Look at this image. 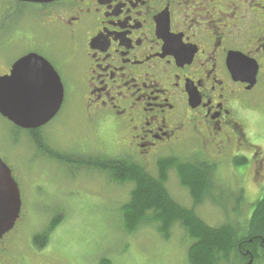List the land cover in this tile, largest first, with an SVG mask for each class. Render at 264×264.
I'll list each match as a JSON object with an SVG mask.
<instances>
[{
  "label": "flooded vegetation",
  "instance_id": "1",
  "mask_svg": "<svg viewBox=\"0 0 264 264\" xmlns=\"http://www.w3.org/2000/svg\"><path fill=\"white\" fill-rule=\"evenodd\" d=\"M238 1L250 13L260 8L257 0L251 5ZM233 5L227 0H0V76H9L16 62L36 54L55 68L66 97L67 84L49 59L47 39L54 36L69 48V59L66 51L62 54L78 89L76 113L95 130L109 125L120 141L121 156L159 160L164 149L193 142L214 144L222 156L233 142V164L245 160L259 179L264 155L248 142L244 117L256 103L249 95L255 93L264 67V7L257 26L243 28L245 16L237 19L238 12L226 13ZM22 28H33L27 31L33 48L8 65L4 52L23 35ZM232 52L258 62L253 89L230 72ZM263 96L264 90L259 93L260 99ZM245 146L255 151L245 153ZM69 156L84 157L82 152ZM19 189L20 217L0 240V264H60L53 254L65 222L62 210L47 209L41 213L48 219L43 227L28 231ZM37 197H45V192L38 191ZM54 225L53 234L47 235ZM39 238L47 242L40 246Z\"/></svg>",
  "mask_w": 264,
  "mask_h": 264
},
{
  "label": "rangeland",
  "instance_id": "2",
  "mask_svg": "<svg viewBox=\"0 0 264 264\" xmlns=\"http://www.w3.org/2000/svg\"><path fill=\"white\" fill-rule=\"evenodd\" d=\"M230 1L234 5L226 13L234 10L239 13L237 19L245 16V22L240 27L254 28L264 16L260 15L263 14L261 8L264 7V0L254 2L259 5V9L251 8L257 16L247 12L244 6L241 7L240 1L227 0ZM244 1L251 5V0ZM209 21L211 22V18H208ZM22 29L23 35L12 41L16 44H9L4 52L3 57L8 65L33 48L27 37V31L33 28ZM39 41H43L42 36ZM47 43L49 59L59 68L67 88L59 116L42 132L46 145L53 152L64 156L82 152L86 159L92 161L100 156H121L123 150L109 125H100L95 130L85 124L76 113L79 109L76 101L78 89L70 75L71 66L66 64L65 54H62L63 50L66 51L69 59V48L60 46L61 43L54 36L47 39ZM262 64L264 65V61ZM59 65H63L65 69H61ZM263 90L264 67L255 93L249 95L255 98L256 103L251 104L244 117L248 142L251 146L259 147L258 150L264 155V96L261 99L259 97ZM31 142L35 143L27 132H18L11 123L0 117V155L23 191L28 231L32 232L38 224L43 227L48 219L41 213L49 208H60L65 216L53 254V258L60 261V264H189L187 251L191 241L179 226L174 227L169 241H165L153 226L141 227L132 235L123 232L119 209L129 201L134 187L132 184L118 185L111 182L107 174L86 167L79 169L76 165L72 167L46 158ZM230 144V148H227L229 153L222 156H217L214 144L202 146L197 142L167 148L161 153L162 158L176 157L185 161L198 158L211 161L217 166L213 179L216 191L196 208L198 216L213 227L228 223L243 226L250 219L254 205L264 192V172L257 179L249 163L235 167L233 158L229 155L233 153L235 143ZM251 146H245L242 150L252 154L255 150ZM245 155L249 157V154ZM134 159L143 164L151 175L157 176L158 159ZM168 178L167 188L171 196L183 207L192 208L190 193L180 185L177 173L170 171ZM38 191L45 192V197L38 198ZM239 192H242L244 201L239 205L240 211L237 204ZM213 200L217 203L216 206Z\"/></svg>",
  "mask_w": 264,
  "mask_h": 264
},
{
  "label": "trees",
  "instance_id": "3",
  "mask_svg": "<svg viewBox=\"0 0 264 264\" xmlns=\"http://www.w3.org/2000/svg\"><path fill=\"white\" fill-rule=\"evenodd\" d=\"M43 130L26 131L17 128L18 132L29 134L35 142L31 143L46 158L72 167L76 165L79 169L86 167L107 174L111 182L118 185L134 186L129 201L119 209V220L125 234L132 235L141 227L153 226L165 241H169L172 230L179 226L191 241L187 251L189 264H264V192L254 205L250 219L243 226L229 223L220 227L209 226L198 216L196 208L216 191L213 179L217 166L211 161L161 158L157 161V176H153L143 164L127 156H100L92 161L85 157L76 160L53 152L43 139ZM234 164L240 166L247 163L239 158ZM172 170L177 173L180 185L188 189L193 201L192 208L183 207L171 196L167 183ZM242 192H239L237 198L239 211V205L244 202ZM213 203L217 205L214 200ZM55 227L49 228L47 235L51 236ZM46 242V238L37 240L40 246Z\"/></svg>",
  "mask_w": 264,
  "mask_h": 264
},
{
  "label": "water",
  "instance_id": "4",
  "mask_svg": "<svg viewBox=\"0 0 264 264\" xmlns=\"http://www.w3.org/2000/svg\"><path fill=\"white\" fill-rule=\"evenodd\" d=\"M164 24L169 25L168 17ZM228 66L237 81L248 83L249 90L255 87L259 73L256 60L232 52L228 56ZM63 102L64 87L60 76L47 60L36 54L15 63L9 76H0V115L20 129L37 130L46 126L59 113ZM21 207L18 184L10 168L0 159V240L15 227Z\"/></svg>",
  "mask_w": 264,
  "mask_h": 264
}]
</instances>
